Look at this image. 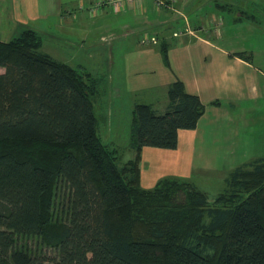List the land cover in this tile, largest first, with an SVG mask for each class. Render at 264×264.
Listing matches in <instances>:
<instances>
[{
  "label": "trees",
  "instance_id": "obj_1",
  "mask_svg": "<svg viewBox=\"0 0 264 264\" xmlns=\"http://www.w3.org/2000/svg\"><path fill=\"white\" fill-rule=\"evenodd\" d=\"M0 68V264H43L42 247L51 264H264V157L230 171L212 201L185 179L140 186L141 149H175L205 113L182 80L163 113L133 106L134 156L118 166L97 134L96 78L50 56L29 27L0 41Z\"/></svg>",
  "mask_w": 264,
  "mask_h": 264
},
{
  "label": "crops",
  "instance_id": "obj_2",
  "mask_svg": "<svg viewBox=\"0 0 264 264\" xmlns=\"http://www.w3.org/2000/svg\"><path fill=\"white\" fill-rule=\"evenodd\" d=\"M215 1L218 0H0V41H8L16 34L3 39L10 32L3 28V20L21 23L41 32L43 50L71 67L72 59L62 60L60 51H72L75 46L89 50L91 44L103 51L123 50L119 47L127 46L135 54L130 62L121 64L112 53L104 54L101 63L105 70L97 76L91 74L98 80L101 98L109 100L112 107L110 127L120 122L113 119L119 109L113 110L112 99H120L123 93L130 98L142 95L145 99L139 103L151 105L158 113L164 112L166 89L176 78L182 80L189 93L198 95L205 113L195 129L177 131L175 149H141L140 186L150 189L165 177L193 175L199 125L208 122V115L217 116L223 107L235 109L234 99L245 95L239 82L245 75L254 76L252 71H259L250 55H246L249 59L235 55L243 53L244 48L226 49L213 41L222 35L214 29L221 22L223 25L224 18L213 23L210 17L209 27L202 24L218 7L233 13L234 28L239 27L242 19H256L247 13L249 3L253 5L256 0H221L226 6L215 5ZM143 34L146 38L142 41ZM164 44L172 71L162 63L160 48ZM141 73L146 76L141 77ZM135 104L133 101L132 108Z\"/></svg>",
  "mask_w": 264,
  "mask_h": 264
},
{
  "label": "rangeland",
  "instance_id": "obj_3",
  "mask_svg": "<svg viewBox=\"0 0 264 264\" xmlns=\"http://www.w3.org/2000/svg\"><path fill=\"white\" fill-rule=\"evenodd\" d=\"M220 1H215V5L226 6ZM236 5L239 8L243 7L240 3ZM2 9L0 4V12ZM216 9L218 11L210 13L202 23L209 27L210 17L213 23L220 22L224 18L223 25L221 22L219 27L214 29L222 35L214 38L213 41L226 49L244 48L243 54L252 57L253 65L259 71H252L254 76L245 75L239 82L245 89V95L242 99L240 97L234 99L235 109L223 107L217 116L210 114L208 122L199 125L193 175L190 177L175 176V178L194 183L199 190L207 194L210 201L225 189L224 178L230 171L251 159L264 157V0H256L253 5L249 3L247 13L254 14L256 19L245 18L248 21L242 19L244 20L242 25L236 28H234L233 13L218 7ZM94 13H97V10ZM22 25L3 20V28L10 30L3 39H8L14 33L17 36L25 28ZM42 36L44 44V35ZM141 37L143 41L146 35L143 34ZM45 42L46 44L48 42L47 36ZM89 48L85 50L75 46L72 51L63 50L59 53L64 61L67 58L72 59L70 63L73 67L96 76L105 70V65L101 63L104 54L112 53L113 59L119 60L121 64L122 61L130 62L135 55L133 51L126 49L127 46H120L119 48L123 50L118 51H103L100 46L92 44ZM72 54L74 56H71ZM3 72L4 69L0 68V74ZM140 76L145 77L146 75L141 73ZM143 99L145 97L142 95L138 94L130 98L126 93H123L120 99H112L113 110L114 108L119 109V113L113 119H118L120 122L110 127L108 118L112 107L109 100L101 98V93H95L89 97L97 120L98 136L104 144L119 149L118 166L133 158L134 152L129 148L128 143L132 102L139 103ZM116 125L118 127L114 130ZM30 245L33 244L30 242ZM37 254L39 258L48 260L43 264H51L50 260L57 259L56 253L48 248H40Z\"/></svg>",
  "mask_w": 264,
  "mask_h": 264
},
{
  "label": "built area",
  "instance_id": "obj_4",
  "mask_svg": "<svg viewBox=\"0 0 264 264\" xmlns=\"http://www.w3.org/2000/svg\"><path fill=\"white\" fill-rule=\"evenodd\" d=\"M187 32L190 33V34H192V31L190 29H187Z\"/></svg>",
  "mask_w": 264,
  "mask_h": 264
}]
</instances>
